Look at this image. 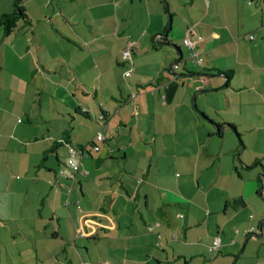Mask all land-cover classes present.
I'll list each match as a JSON object with an SVG mask.
<instances>
[{
    "label": "crops",
    "instance_id": "crops-1",
    "mask_svg": "<svg viewBox=\"0 0 264 264\" xmlns=\"http://www.w3.org/2000/svg\"><path fill=\"white\" fill-rule=\"evenodd\" d=\"M12 2L0 0V15ZM23 5L29 24L7 36L0 27V154L19 157L0 191L20 192L21 181L29 195L0 211V264H264V153L237 131L264 120V77L254 73L264 0ZM188 28L204 56L191 74L172 47H184ZM226 69V80L216 76ZM243 108L250 116L239 118ZM70 146L85 148L78 172Z\"/></svg>",
    "mask_w": 264,
    "mask_h": 264
},
{
    "label": "rangeland",
    "instance_id": "rangeland-1",
    "mask_svg": "<svg viewBox=\"0 0 264 264\" xmlns=\"http://www.w3.org/2000/svg\"><path fill=\"white\" fill-rule=\"evenodd\" d=\"M165 6H166V3H165ZM167 18L169 19V16H168V14H167ZM173 26H175V24L173 25ZM261 41H262V43H264V41L262 40V39H260ZM182 51H183V53H184V57H186L187 58V56L189 55V50L187 49V47L186 46H184V47H182ZM258 55H259V57L261 58V60L262 61H264V49L263 48H259V50H258ZM201 57H202V59L204 60V56L201 54ZM187 66L189 67V68H187L189 71H195V70H197L198 68H199V66L197 65V63H193L189 58H187ZM264 63H261V68L260 69H258V70H255L254 71V73L255 74H257L258 76H260V77H264ZM229 69V68H228ZM228 69H226V70H221V71H227ZM219 74H217L216 76H218ZM220 75H222V74H220ZM222 77V76H221ZM223 78L226 80L227 79V76H225V75H223ZM201 82H203V79L201 80ZM263 86H264V83H263ZM199 88V87H198ZM247 100H249V101H253L254 100V102L253 103H255V102H257V101H255L256 99L255 98H252V97H247L246 98ZM263 103H264V100H263ZM261 111H262V109L261 108H259ZM262 114L264 115V113L262 112ZM229 115H232L231 113L229 114ZM246 115H248V116H250V113H247V111L245 110V108H243V111L240 113V115H239V118H245L246 117ZM17 117H20V116H18L17 115ZM54 125L55 126H57L58 125V123L56 122V121H54ZM231 131H230V135L232 136V137H234V138H237V134L234 132V130H232V129H230ZM239 130V131H238ZM237 131L239 132V133H241L242 134V138H243V140L247 143L246 144V146L247 147H249L250 148V150H252V151H258V153H264V146L263 145H259V144H256L255 143V138H258L259 140H260V142L261 143H264V120L259 124V126H257V127H253V129L252 128H249V127H246V126H244V127H240V128H238L237 129ZM35 146L36 147H38L39 148V146L38 145H35L34 143H29V146H28V152L29 153H31V154H35V155H37L36 154V152H34L33 150H34V148H35ZM247 147L245 148V150H244V153H248L249 152V150L247 149ZM25 149V147H24V145H23V147H22V149H21V151L22 150H24ZM242 152V151H241ZM2 154H0V156L1 155H3L4 156V160H3V164H4V168L6 169V172L4 173V171H2V170H0V183H2V184H4V183H6L7 182V180H8V176H9V174H10V176H11V173H10V166L12 167V163H11V161L9 160V157H11V158H19L18 157V155H13V154H10L11 153V151L10 150H3L2 152H1ZM20 155V157L21 158H23V154L21 153V154H19ZM38 156V155H37ZM46 156H47V153H45L43 156H42V158L41 159H39V161L38 162H41V161H43L42 163H45L46 162ZM50 156L51 157H53V159L55 160V156H54V153H51L50 152ZM45 157V158H44ZM3 164H2V162H0V166H3ZM10 165V166H9ZM14 167V166H13ZM2 169V168H1ZM13 169H15L16 171H19L17 168H13ZM44 169V168H43ZM42 171H44V170H42ZM4 174H3V173ZM59 173V172H58ZM15 175L13 176L15 179H19L20 177H21V175L19 174V173H14ZM60 175V174H59ZM16 177H18V178H16ZM261 178H264V176H258V180H259V182H260V179ZM33 182H31V184H32ZM15 185H16V182H15ZM20 189L22 190V191H20V192H15V193H11L10 191H3V190H1L0 191V195L2 196V198L0 199V202L2 203V209H0V211L1 212H3L4 214H11V212H9V210H8V208L6 207V203H8V202H15V201H24V200H27V196L29 195V192H23L27 187H26V184L24 183V182H21L20 181ZM261 185V184H260ZM262 187L264 188V184H263V181H262ZM260 188V187H259ZM13 190V189H12ZM31 194H33L32 193V190H31ZM63 200H66L65 199V196H63V198H62ZM72 205H74L73 203H72ZM75 206V205H74ZM60 210L61 211H63L64 213H66L65 212V210H64V208L63 207H60ZM253 247V246H252Z\"/></svg>",
    "mask_w": 264,
    "mask_h": 264
},
{
    "label": "built area",
    "instance_id": "built-area-1",
    "mask_svg": "<svg viewBox=\"0 0 264 264\" xmlns=\"http://www.w3.org/2000/svg\"><path fill=\"white\" fill-rule=\"evenodd\" d=\"M190 32H191V29L188 28V31H187L184 39H183L184 46H186L187 49L189 50V55L187 56V58H189L193 63H201L202 57L200 56L199 52L194 49V42L190 37ZM249 39H253V35L250 34ZM131 46L132 45H128L122 51V57L124 60L131 61V59H132ZM182 66H183L182 62H179V63L172 64L170 67L174 68V70H181ZM125 75L129 76L130 71L127 70L125 72ZM102 119H103V114L99 115V120L101 121ZM18 121H20V120H18ZM95 139L98 141L103 140L104 136H103L102 132H100V131L97 132V134L95 135ZM91 148L95 151L99 150V146L96 143H92ZM84 151H85L84 147H72V146H70L68 149V158L66 159V163L74 172H78L80 169V163L77 161V159L81 158L82 155H84ZM84 173H86V171H84ZM59 174L61 176L65 177V174L62 170L59 171ZM157 225H158V223H157ZM250 231H253V229H250ZM247 233H249V230ZM81 234H83V233H81ZM219 246H220V238L216 236L213 238L211 244L207 246L208 251L209 252L215 251L218 249ZM104 264H110V263L105 262Z\"/></svg>",
    "mask_w": 264,
    "mask_h": 264
},
{
    "label": "trees",
    "instance_id": "trees-1",
    "mask_svg": "<svg viewBox=\"0 0 264 264\" xmlns=\"http://www.w3.org/2000/svg\"><path fill=\"white\" fill-rule=\"evenodd\" d=\"M170 18H172V14L170 13ZM29 24L30 18L26 13L25 7L23 5V0H13L12 2V11L10 13L0 15V27L4 33V35H9L15 31V29L19 26V24ZM166 31V29H165ZM166 37V36H165ZM164 41H167V38H163ZM153 48L158 49V45H153ZM186 69V68H184ZM209 70H202L201 73H207ZM216 71V70H215ZM187 73H192L186 70ZM216 74H223L229 77L228 71H220L217 70ZM239 136V133L237 132ZM55 146V145H54Z\"/></svg>",
    "mask_w": 264,
    "mask_h": 264
},
{
    "label": "water",
    "instance_id": "water-1",
    "mask_svg": "<svg viewBox=\"0 0 264 264\" xmlns=\"http://www.w3.org/2000/svg\"><path fill=\"white\" fill-rule=\"evenodd\" d=\"M168 16H169V19H168V24H167V28H166V31L164 32V33H162V34H159L158 36L160 37V38H162V37H164V36H167V34H168V31L171 29V18H170V14H168ZM158 43H164V42H162V41H157ZM172 47H173V49L176 51V53H177V55H178V57H177V59H176V61L178 62V60H180L181 59V57H182V54H183V51H182V48L180 47V46H178V45H172ZM171 66V65H170ZM262 185H261V187H260V189H259V192L261 193L262 192ZM258 230H259V232L257 233V235H259V236H262V222H260V223H258ZM255 233V232H254Z\"/></svg>",
    "mask_w": 264,
    "mask_h": 264
}]
</instances>
